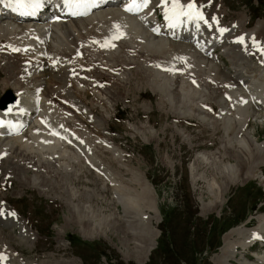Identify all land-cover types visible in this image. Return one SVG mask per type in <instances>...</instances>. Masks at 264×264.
Masks as SVG:
<instances>
[{
  "label": "rangeland",
  "instance_id": "rangeland-1",
  "mask_svg": "<svg viewBox=\"0 0 264 264\" xmlns=\"http://www.w3.org/2000/svg\"><path fill=\"white\" fill-rule=\"evenodd\" d=\"M196 1L199 7H203L204 4L207 6L210 0ZM218 1L214 0L210 10L207 12L210 18L214 16L220 21L221 25L225 26L221 27L219 25L215 27L216 29H220V27H230L234 22L240 20V23H234L231 27L238 28L240 32H243V28H247L245 31H248V29L254 27L256 21H259L257 19L253 23L255 18L262 19V17H264V0H243V3L246 4L245 8L247 9L245 12L240 8L241 5L239 2L235 4L233 0ZM261 2L263 5L260 4ZM243 17L245 18L242 19ZM244 22L246 23L244 24ZM104 26L107 30L111 28L108 25ZM100 27L99 25H95V27L93 26L91 28L86 27L85 33L79 36L80 44H78L76 48L70 44V47L74 50V54H72L70 58L68 56L64 58V56L56 54V66L52 74H58L56 75L57 80H59L58 88L63 90L61 95L64 94L65 97H71L72 99L69 101L71 103L74 102V105H76V101H80V105L84 106V103L81 102L82 99H84L88 93L92 95V97L91 95L85 97V100L91 97L87 102L86 110L91 107L89 102L93 97L98 99L97 102H101L100 104L96 103L97 105H102L101 109L110 106L112 104L111 99H115L113 111L118 110V112L115 118L108 122V128L114 142L127 151L123 158L129 161L124 162L122 156L118 157L120 151L118 147L113 144H111L110 148H106V150L110 152L111 157L108 152L101 151L98 146L95 145L97 152L92 149V153L89 156L91 159L88 164L90 161L92 162L94 160V164L100 168L103 174V177L95 174L96 177L99 176L101 178L100 180L99 178L95 179L94 176L92 177L93 179L90 177L83 179L87 176V173L89 175L92 173L88 171L86 167H83L81 165L82 163L78 161L77 158V160H75L72 155L62 158L66 162V169L62 170L63 172L60 174L65 180L70 181L69 184L68 181H66L69 188L67 186H63V188L51 186L50 191L52 189L53 193L60 195V198L51 199V201L45 200L44 197L32 187H27L25 185L19 186L12 180H9L10 183L8 181L4 182L3 187L0 186V193L4 195V198L1 194L0 198H2V200L5 199L15 209L19 207L18 211L23 214L22 218H24L25 224L30 226L33 230L36 228L38 233L31 244L32 248L28 250L24 246L16 244L18 242L16 237L22 239L18 226H15L18 230L16 233H14L15 231L11 232L9 229L10 232H1L2 236H4L8 242L0 239V247L2 246L0 251L4 250V247H13L14 252L18 253L21 258L28 259L32 262L40 261L48 263L51 260L59 261L61 259L75 258L76 261L74 262L77 263L78 261L79 264H137L130 256L125 257L122 254L121 250L124 249V245L122 243L123 237L120 232L121 229L114 231L113 227L117 217L119 219L123 214L118 198H116L118 197L117 192H119L120 189H122L120 193H122L123 196L125 193L131 205L133 204L131 209L132 215L138 212L147 216L153 215L154 212L149 209L147 204L149 198L148 193H145L139 181L143 175L144 178L145 176L147 177V181L154 190L155 204L153 206L157 209V212L159 211L158 215L160 214L158 221L152 218L150 224L155 227V223H158L156 227L159 232H162L160 236L159 233L158 236H156L158 241L157 248L152 251L149 261L146 259L143 264H218L213 258L218 254L219 248L222 245L223 234L231 228L242 226V223L246 226H252L254 221L251 220V218L253 217L249 216L257 214L259 210H264V182L256 177L237 182L229 187L224 194V200L220 207L215 206L216 208L214 207L210 211L203 213V211H201V200L206 201L209 199L207 186L211 182L214 183V181L210 179L209 173L215 174L214 170H217V167L216 169H214V167L216 164L219 167V162L213 164V171H211L207 164L209 160L208 162H206L207 160L195 161V156L201 153L207 154L217 151L220 156V146L226 143L225 138L227 137H223L222 135V122L221 119L219 120V118L217 119L215 117L217 113H215V108L213 106L210 110L212 115H207L210 121H212L210 122L212 124L196 122L194 118L196 116L194 114L198 113L201 108V106L197 104V101H200L202 105L210 104L217 106L218 111L220 104H222L225 106V115H232L235 113L233 110L236 111L235 109L237 107L235 106L236 101L238 102V98L241 99L243 96L248 97L249 93L257 95V93H255L256 90L264 89V61H262V57L258 54L250 53L249 55L251 56L246 58V56L239 51L238 45H240V43L238 40L236 41L234 39V37L239 38L238 34H242L238 32V34L230 36L232 43L235 42L233 45L230 44L231 46H226L224 43L220 46L218 45V48H215L214 53L218 61L214 63L213 67L202 65L197 60H193L192 66L189 67L196 66V69L197 67L199 68L193 77L188 76L190 83L186 81L187 84L184 80L183 83L186 86L183 85V87H189L191 90H185L184 93L186 97L180 99V93L175 91L176 89L173 86L181 78L180 70L176 69L173 76L169 73L162 75L155 72L154 69H160L163 65L161 60H159L161 58L158 59L157 56L150 58L144 55L142 48L138 49L139 46L137 43L136 47L135 44L130 46V43L126 46L125 43L120 42L121 38H113L118 35L117 32L110 36L107 34L108 31L104 29L106 31L104 35V33L100 32V30H103V27ZM231 32L227 33L230 34ZM218 33H220V31ZM227 33L225 34L226 39H228ZM256 33L257 32L254 34ZM251 36L252 35H249V39H247V37L245 41L249 42L253 39L256 41V38H259L261 34L258 33L255 35V38ZM177 43H184L190 46L195 45L186 42ZM101 45H104L107 49H102ZM196 46L197 47L192 48L195 49L197 54L199 53V56L200 54L202 56L200 45ZM109 49L110 52H107ZM175 51L178 52V48ZM234 51H237V54H235ZM107 53H109V55H107ZM11 54L17 55L16 52H12ZM50 54L54 55V53L51 52ZM252 57L255 58L254 61ZM219 60L222 63H220ZM59 61L61 63H59ZM186 61L187 60L184 58H181L180 66L182 63V66H185L187 64ZM243 61L251 62L243 64ZM196 62H198V64ZM242 64L244 67H242ZM246 64H248L247 67ZM255 64L261 66L262 78H260V72L255 68ZM57 65L60 66L58 67ZM236 65H238V69L235 68ZM13 66V72L8 74L6 71L2 70L0 62V94L3 90L10 88L7 86L5 87L7 81L18 83L21 80H26L25 75L29 76L28 73L22 71L23 68L19 67V64L15 63ZM68 70L88 76L84 79H71L67 76ZM235 70H240L242 72L246 70L249 72L251 71V75L253 74L252 76L255 77V79L259 78V80H255L254 84L249 89L243 87L244 89L236 91L237 93L235 92L236 94L234 95L232 86L230 83H227V81H230L228 77L231 76L230 74ZM60 75H64L66 79H62L63 76ZM96 75L99 77V82L95 89H93ZM45 78H51V71H47ZM165 79H169V82L165 85L166 88L164 87L166 90L162 91L160 94L157 93L159 98L148 93V87L150 88L156 83L163 82ZM61 80H69L75 85L81 84V88L79 89L83 92L80 93L77 91V96L76 93H73L75 89H64L67 84H64V82L62 83ZM59 83L62 84L60 85ZM255 86L256 90H252L255 89ZM11 90L13 91V89ZM29 91H31L30 88ZM84 91L87 93H84ZM251 91H254V93ZM23 92L24 89L18 93L22 94ZM226 93L227 97L225 98ZM143 95L147 96L146 98L150 96L149 100L144 98ZM221 96L222 98L220 100L219 98ZM29 98L31 99V97ZM41 98L42 101L46 99L43 96H41ZM54 98L57 100L60 99L57 96H54ZM28 99L27 101H30V99ZM96 99H94V101ZM169 100H174L179 104V113H185L188 116L181 115L180 118L175 117V111H173V115L169 114V109L166 104H163L159 110L155 109L156 103H163ZM232 100L233 102L229 103ZM42 101L39 102V105L41 104V108L43 109L44 106H46V114H49L46 117L50 118H47L49 121L52 119L49 123L53 122L55 126L69 123H67L66 120L70 115L62 110L68 108L67 103H61V109L56 105L52 107L47 101L45 102V100L44 102ZM216 101L222 102L218 104ZM223 101L225 102L224 104ZM228 104L230 105L227 106ZM149 106H151L152 109L148 112L147 107ZM50 107L53 109L52 113L48 112V108ZM228 109L232 114H230L231 112H229ZM263 109L264 108H261V110ZM96 111L97 108H94V113H96ZM226 111L229 114L226 113ZM91 112H93L92 108ZM111 112L112 111H110L109 114ZM190 114L194 117L190 116ZM200 115H204V113ZM92 116L94 117L93 114ZM87 117L89 118L88 115L86 118ZM262 117L264 118V116ZM146 119L148 120V124L155 127V130L150 126H141L142 123L146 122ZM261 119H259L260 123ZM90 124L92 125L91 121ZM130 124H132V127L128 129ZM97 125H92V128L97 127ZM247 125L249 127L253 124L251 125V122H249ZM105 126V123H102L99 129L101 132L103 131L104 137L108 139L110 136ZM255 130L257 140H262L264 136V123H261L259 126L256 125ZM151 131H153V135H151ZM155 132L157 133V137H155ZM149 143L152 144V147H150ZM147 148L149 149L147 150ZM219 161L220 163H224L225 159L220 157ZM262 171L264 175V166H262ZM195 175L196 177H194ZM218 179L219 178H217V180ZM117 186L119 187L117 188ZM258 189L262 193L261 199H256L255 197ZM247 193H250V195H247ZM70 194L72 195L71 197ZM68 197H70V201H66ZM77 203H79L81 207L79 210H74L72 205ZM261 204L263 205L255 211ZM82 207H84V210ZM79 227H91L95 232L87 235L80 232L78 230ZM27 230L30 229L27 228ZM3 231H6V229H3ZM24 232L26 231L24 230ZM58 232H61V234ZM67 235L80 239L83 245L74 242L69 244ZM60 237L64 238V240L59 241ZM232 237H234V235H232ZM11 238H15L16 243ZM234 238H236V236ZM129 239H131V237L129 238L128 235V240L125 245L126 249L132 246ZM156 239L155 242H157ZM61 243L63 245H61ZM255 249L258 255L264 254V247L257 246ZM10 258L14 261H18L13 256H10ZM0 263L3 262L0 260Z\"/></svg>",
  "mask_w": 264,
  "mask_h": 264
},
{
  "label": "bare ground",
  "instance_id": "bare-ground-1",
  "mask_svg": "<svg viewBox=\"0 0 264 264\" xmlns=\"http://www.w3.org/2000/svg\"><path fill=\"white\" fill-rule=\"evenodd\" d=\"M45 1H46L45 6L49 7L51 11H53L52 15L54 14L57 15L58 13H60L61 19L59 22L55 24L53 23V25L50 24L48 25L47 23L40 24L37 22L40 19V16L37 17L36 19H33L31 23H23V22L16 23L8 18H3L0 21V62H1L2 70L6 71L8 74L12 73L13 72L12 67L14 68L13 65L17 63L19 64V67L23 68L22 69L23 72L29 74V76L25 75L26 80H21L18 83H14L13 81H7V83L5 84V87L7 86L13 89V94L16 95L18 102L17 105H15L9 113H0V117L6 119L7 121L6 125L0 128V138H1L0 178L1 181L5 179L13 180L19 186L25 185V186L36 187L39 190V192L44 193L50 198H55V197L60 198V195L58 194L55 193L49 194L45 192V189L49 190L51 186L57 188L58 187L63 188V186H67L66 181H68L69 184L70 181L65 180L63 176L60 174L61 172H63L62 170L66 169V162L62 158L72 155L75 158V160H77L76 156H74V154H72V152L69 149H66V146H68V142L65 139H63L59 134H57L56 131L51 130L47 132V129L45 128V125L43 124L39 115H37L33 120L29 119L28 111L30 107H32L33 105L22 104L24 101L28 99V94H30L29 88L32 89L34 92L37 90L38 92L42 93L44 98H46L44 99L45 102L47 100H52V97H54L55 95H61L63 90H60L58 88L59 80H57V76H56L58 74L57 73L56 75L52 74V72L55 71L54 68L56 66V59H55L56 54H59L60 56H64V58L65 56H68L70 58L71 55L74 54V50H72L70 44L75 46V48L77 47L78 44H80L79 36L85 33L86 27L91 28L96 24L99 25V27L100 26L103 27V30L102 31L100 30V32L104 33L106 31L113 29V27H116L118 25L119 31L125 34L120 37L121 39L119 38L120 42L125 43L126 46L129 43L130 46L132 44H135V47L137 43V45L139 46L138 49L142 48L143 54L149 56L150 58L157 56V58L159 59L166 55L167 66L170 67L169 74L171 76H173L176 69L180 70L181 78L180 79L178 78L179 81L178 82L175 81L176 84H174L173 86L176 89L175 91H178L180 93L181 95L180 99H184V97H186L184 93L185 90L190 91L191 89H189V87L186 88L183 87V85H185L183 82L184 80L185 82L186 81L188 82L189 80L188 76L193 77V75L196 74V71L199 68L197 67L196 69L195 68L196 66L195 67L194 66L189 67V66H192L191 65L192 62L197 60L202 65L213 67L214 63H216V60L214 58V55H212L211 49L212 47L215 48L217 44L211 43L210 41H208L207 38H204L205 34L199 28V26L188 23L185 24L186 22L185 20L170 21L168 19L161 30L154 31V29H156L155 22L153 21V17L149 13V11H153V7L156 4H158L159 7H163V9L166 10L164 5H162L161 0H154V1L150 0L147 7L142 8L138 12H135L133 15H131V13L126 11L125 9L123 11L122 9H116V8H112L111 6L104 5L102 6V8L94 7L87 15H82V16L70 15L68 10L63 7L62 0H52L57 6L51 4L50 3L51 0H45ZM60 1L61 3H59ZM2 2L10 4V0H2ZM188 2L189 0L181 1V3L186 5ZM122 6L123 7L128 6L127 2H123ZM116 11L121 13L117 14ZM170 23L175 24V26H170ZM104 25H108L111 28L107 30ZM139 28H143L144 30L149 32V36L146 35L145 32ZM224 29H227V31L223 33L220 32L219 37L225 35L227 32H231L230 30L235 28L231 27ZM255 32L257 33L254 34ZM240 33L242 34L240 35L238 34V36L244 38V43L243 44L240 43V45H238L239 51L242 52L243 55L246 56V58L248 56H251L249 55L250 53L258 54L262 57V61H264V53H261L258 50L259 47H264V27L262 22L260 20L256 21L254 27L248 29V31H245L244 29L243 32L241 31ZM258 33L261 34L260 41H255L256 43H253V40H250L249 42L245 41L247 37H248L247 39H249V35L255 36ZM105 34L106 33H104V35ZM237 38L238 37H234L236 41L238 40ZM177 42H186L195 45H200L202 56L201 54L199 56V53L197 54L195 49L189 47L190 45L188 44L186 45L184 43H177ZM3 43H5L6 45L5 47H2ZM12 45L14 46L15 49H18V51H15L17 54L16 56L14 54H11L13 51L10 46ZM177 48L179 50L178 52L175 51ZM50 52L54 53L55 56L52 54L54 56L53 57L50 54ZM107 52H110V49L109 51L107 50ZM236 52L235 54H237ZM107 55H109V53H107ZM181 58L187 60L186 61L187 64L185 66L183 65L184 67L182 66V64L184 63L183 61H182L183 63L181 64L182 67L180 66ZM198 62L196 63L198 64ZM249 62H244L243 64ZM59 63L61 62L59 61ZM57 66L59 67L60 65ZM237 66L238 65L234 67L237 68ZM247 66L248 64H246V67ZM242 67H244V65ZM43 68L44 70L42 71ZM47 71L48 72L51 71V78L49 79L45 78ZM246 71L242 72L240 70H235L233 73L230 74L231 76L228 77L230 81H227V83L231 84L232 90L234 91V95L237 93L236 91H240L244 88L249 89L254 84L255 80L257 79L259 80V78L255 79V77L252 76L253 74L251 75L252 73L251 71H250L251 73L249 71H247L248 72L247 73ZM60 76H63L62 79L65 78L64 75H60ZM169 79H165L163 82L156 83L155 85L151 86L150 87L151 91L152 92L155 91V93L160 94L162 91L166 90L164 89V87L169 82ZM63 82L64 84L65 83L67 84L64 89L67 90L75 89L73 93H76L77 91L80 93L83 92L78 88L77 84L75 85L69 80L62 81V83ZM23 89L24 92L22 94L18 93ZM252 90H256V86L255 89ZM84 93L87 92L84 91ZM252 93H254V91ZM255 93H257V95H253L249 93L248 97L243 96L241 97V99L238 98V102L236 101V106H235L237 107L235 109L236 111L233 110V112L235 113L232 114V112L230 111L231 110L230 107H229L230 110L228 109L229 112H231L230 114L232 115H225V106L220 104L219 112H220V117H222L220 118L222 122V126H221L222 135L223 137L224 136L227 137L225 138L226 143L220 146L221 148L220 156L218 155V151L210 152L207 154L201 153L195 156V161L207 160L206 162H208L209 160V163L207 164L209 165L208 168H210L211 171H213L212 170L213 164L219 162L218 163L219 167L217 164L214 167V169H216L217 167V170H214L215 174L209 173L210 179L213 180L214 183L211 182L207 186L209 199L206 201L201 200V211H203V213L210 211L215 206L220 207L224 200V194L233 184H236L237 182H241L251 177L252 178L257 177L258 179L263 180L260 178V175L262 174L261 166L264 165V136L262 140L260 141L257 140L255 134L256 133L255 126L256 125L259 126L261 123L256 124L254 121H258L264 115L261 114V112L257 113L258 111H255L257 109L246 108L251 98H253L256 102H260L262 104L261 108H264V89L256 90ZM32 97L34 99L31 101ZM32 97L31 99L29 98L30 102L38 106L41 97L39 98L34 96ZM221 98L222 96L219 99L221 100ZM94 99L96 98L93 97L89 102L91 104V107H89L87 111H90V115L88 116L90 118L92 125L96 126L97 123L95 118L92 116L91 108L93 109L94 106H97L96 103L100 104L101 102H97L98 99L94 101ZM44 100L42 102H44ZM242 101H246V103ZM216 102L219 104L222 101L219 102L216 101ZM232 102L233 100L229 103ZM224 103L225 102L223 101V104ZM75 104L78 110L81 111L82 109H84V106L80 105L81 104L80 101H76ZM229 105L230 104H228L227 106ZM45 107L46 106H44L45 109L44 111H46ZM227 111L226 113H228ZM201 113L202 111L199 110V112L194 115L198 119L202 117L204 118L205 115H200ZM47 115L49 114L43 116H47ZM252 117L254 119L247 120V122L248 123L251 122V125L252 124L253 125L248 127L247 125L248 123L245 125V121L247 118H252ZM30 121H32L33 124L35 125H40L41 130L39 132L34 133L32 129L29 132V136H28L31 138L30 140H28L27 137L21 138L20 136L21 128L24 126L30 128L29 125ZM51 123L55 124L53 122ZM14 133H18V135L10 136V134H14ZM151 135H153V131H151ZM220 157L222 159H225L224 163H220L219 161ZM67 162H68V158H67ZM90 163L94 164V160L92 162L90 161ZM91 164L90 166L93 167V165ZM194 177H196V175ZM217 178L219 179L217 180ZM139 181L142 184L145 193H148L149 198L147 197L148 198L147 204L149 209H151L154 212L153 215L147 216V215H143L141 212H138L139 214L135 213L134 215H132L133 213H131L132 212L131 209L133 207L132 206L133 204L131 205V202L126 197L125 193L124 196L122 195V193H120L122 191V189H120L119 192H117L118 197L116 198H118V202L121 205V210L123 211V214L120 216L119 219L117 217V219L115 220L113 230L116 231L121 229L120 232L123 237L122 243L124 245V249L121 250L122 254L125 257L130 256L132 259L135 260L137 264H143L146 261L150 251L155 245V238L158 233V230L155 227L151 226L150 220L154 218L156 221H158L159 215L157 209L154 208L153 206L155 204V194L151 184L147 181V179L144 178L143 175ZM118 187L119 186H117V188ZM80 207L81 205L79 203L72 205V208H74V210H79ZM82 209L84 210V207H82ZM12 213L14 212L9 208L7 202L2 200V198H0V239H3V241L5 240L8 242V240L5 239L4 236H2L1 234L2 228H8L11 231L13 230V226H18L22 239L16 237L18 242L15 243L19 246H24L26 249L29 250L34 240V233L31 232L30 230H27V228L23 226L22 220L18 218L16 215H12ZM255 217L258 219V222L255 224L253 228L249 229L238 226L229 229L227 232L223 234L222 245L219 248L218 254L215 255L213 258L216 263L232 264L230 263V261L231 258L234 257L233 253L234 251H236L237 246L241 245L243 248L248 246L247 244L249 242L248 237L250 231L255 230V232L258 231L263 233L264 235V221H263L264 215H258ZM24 230L26 232H24ZM78 230L87 235L93 234L95 232V230H93L91 227H86V228L79 227ZM58 233L61 234V232ZM128 235L129 238L131 237V239L129 240L132 246L126 249L125 245H126V241L128 240ZM232 235H234V237L236 236V238L232 237ZM240 238H243V241L238 242ZM237 242L238 244H236ZM0 248H2V246ZM4 248H5L4 250L0 251V254H2L3 256H7L9 258L10 256H13L18 261L20 262L23 261V259L18 258L19 255L16 252H14L13 247L8 246ZM242 257L245 256L242 254ZM256 258L257 260L260 259L261 261L260 264H264V256H258ZM74 261H76L74 258L73 259L69 258V259H61L59 261L51 260L48 263L39 262L37 264H77Z\"/></svg>",
  "mask_w": 264,
  "mask_h": 264
},
{
  "label": "snow or ice",
  "instance_id": "snow-or-ice-1",
  "mask_svg": "<svg viewBox=\"0 0 264 264\" xmlns=\"http://www.w3.org/2000/svg\"><path fill=\"white\" fill-rule=\"evenodd\" d=\"M150 0H133L128 6H126L125 10L128 12H138L142 8L148 6ZM63 7L68 10L69 14L72 16H82L87 15L92 8L97 6V0H62ZM162 5L165 7V16L172 20H179L181 17H186L190 20L196 21H204L206 24L208 20L203 15V12L196 6L194 0H189L187 5L181 3V0H161ZM10 7H13L14 11L20 13V15H35L36 11L44 6V0H27V3L22 2V0H17L15 6L9 4ZM60 19V17H57ZM213 20L216 18L213 17ZM170 26H175V24L170 23ZM119 35L114 38H120L125 35L123 32L119 31V26H116ZM156 31V29H154ZM219 31L221 33L227 31V29L220 28ZM238 42L243 44L244 38L239 37ZM253 43H256L253 40ZM14 51H18V49H13ZM261 53H264V47H259L258 49ZM245 102L246 101H242ZM11 111V109H9ZM3 122H0L2 124ZM15 215V213H12ZM5 259L3 255H0V260Z\"/></svg>",
  "mask_w": 264,
  "mask_h": 264
},
{
  "label": "water",
  "instance_id": "water-1",
  "mask_svg": "<svg viewBox=\"0 0 264 264\" xmlns=\"http://www.w3.org/2000/svg\"><path fill=\"white\" fill-rule=\"evenodd\" d=\"M1 105H6V103H11L12 102V97L11 98H6V97H2L1 98Z\"/></svg>",
  "mask_w": 264,
  "mask_h": 264
}]
</instances>
